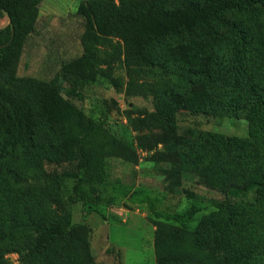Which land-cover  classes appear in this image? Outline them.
Segmentation results:
<instances>
[{
    "label": "trees",
    "instance_id": "trees-1",
    "mask_svg": "<svg viewBox=\"0 0 264 264\" xmlns=\"http://www.w3.org/2000/svg\"><path fill=\"white\" fill-rule=\"evenodd\" d=\"M44 1L0 0L9 20L0 30V264H15L11 254L17 264H89L91 228L75 225L70 207L111 203L100 189L106 156L131 149L77 103L82 92L99 69L123 62L129 71L169 70L175 88L212 98L175 101L179 111L218 117L264 107V35L239 20L259 0H82L83 53L50 82L18 75ZM175 147L161 154L174 185L196 180L223 198L195 226L196 204L180 214L183 225L156 222L157 264H264V142L202 132ZM64 164L72 169L47 170Z\"/></svg>",
    "mask_w": 264,
    "mask_h": 264
},
{
    "label": "rangeland",
    "instance_id": "rangeland-1",
    "mask_svg": "<svg viewBox=\"0 0 264 264\" xmlns=\"http://www.w3.org/2000/svg\"><path fill=\"white\" fill-rule=\"evenodd\" d=\"M81 2L45 0L41 4L37 29L19 65L20 77L50 82L63 63L82 55L85 27L77 15ZM239 20L252 32L264 35V0L243 12ZM173 79L169 70L151 66L129 71L119 62L113 71L99 69L97 81L82 92L83 102L77 101L89 116L131 149L128 157L106 156L108 178L100 189L105 191V198H112L111 203L78 202L70 207L73 223L91 228L88 240L93 260L89 264H157L156 222L183 225L187 222L180 214L196 204L201 213L190 223L195 226L212 211L211 202L223 198L196 180L183 179L174 185L178 178L169 175L174 168L163 162L161 154L175 150L180 136L196 138L209 132L264 142V107L251 102L232 115L218 117L179 111L175 101L211 103L212 98L177 89ZM164 137L172 143L157 145V140ZM71 169L69 164L47 167L50 172ZM71 185L69 181V190ZM69 190L65 189L63 195L68 197ZM8 258L15 264L19 262L18 254Z\"/></svg>",
    "mask_w": 264,
    "mask_h": 264
},
{
    "label": "crops",
    "instance_id": "crops-1",
    "mask_svg": "<svg viewBox=\"0 0 264 264\" xmlns=\"http://www.w3.org/2000/svg\"><path fill=\"white\" fill-rule=\"evenodd\" d=\"M9 24V20L6 14L0 19V30L5 28Z\"/></svg>",
    "mask_w": 264,
    "mask_h": 264
}]
</instances>
